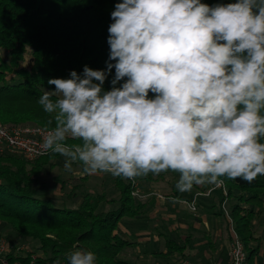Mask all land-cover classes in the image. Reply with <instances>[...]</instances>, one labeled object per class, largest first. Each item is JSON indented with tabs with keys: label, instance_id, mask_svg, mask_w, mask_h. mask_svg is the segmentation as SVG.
<instances>
[{
	"label": "clouds",
	"instance_id": "1",
	"mask_svg": "<svg viewBox=\"0 0 264 264\" xmlns=\"http://www.w3.org/2000/svg\"><path fill=\"white\" fill-rule=\"evenodd\" d=\"M111 19L106 69L50 78L39 97L42 153L132 182L178 172L181 194L264 176V0H121ZM63 259L97 264L86 248Z\"/></svg>",
	"mask_w": 264,
	"mask_h": 264
},
{
	"label": "trees",
	"instance_id": "2",
	"mask_svg": "<svg viewBox=\"0 0 264 264\" xmlns=\"http://www.w3.org/2000/svg\"><path fill=\"white\" fill-rule=\"evenodd\" d=\"M117 2L121 0H0L3 125L32 124L49 129V116L37 102L45 90H55L48 80L69 78L73 70L81 74L85 65L94 70L106 69L108 27L113 22L111 12ZM202 2L214 5L234 0ZM114 75L112 69L103 86L106 91L111 89ZM68 143L80 141L69 139ZM58 157L48 154L27 162L20 155H0V222L20 237L38 243L36 252L30 253L37 256L39 264L58 258L67 264L63 258L77 248L94 251L97 264H138L120 257L134 243L119 235L118 224L123 218L140 216L144 206L131 196L128 181L103 173L112 182L115 199L86 190L79 192L80 199L74 201L76 191L85 187L86 176L55 177L53 185L59 194L49 193L40 187L38 177L45 167L52 168ZM69 180L75 183L67 189ZM224 184L226 196L220 192L219 214L223 215L220 207L223 200L235 197L236 202L229 203L230 219L247 252V264H252L259 245L251 247L248 243L256 239L252 219L264 206V176L252 183L224 178ZM113 202L116 208H104L106 203ZM165 247L164 256L171 252V241ZM24 256L12 253L7 258L10 262L20 260L28 264L29 254Z\"/></svg>",
	"mask_w": 264,
	"mask_h": 264
},
{
	"label": "rangeland",
	"instance_id": "3",
	"mask_svg": "<svg viewBox=\"0 0 264 264\" xmlns=\"http://www.w3.org/2000/svg\"><path fill=\"white\" fill-rule=\"evenodd\" d=\"M21 125H32V124H21ZM7 127H12V125H6ZM60 156L57 159V164L55 163V165L52 168H48L45 167L43 170V173L40 174V176L38 177V181L39 183H41L42 185L40 186L41 188H44L43 190H47V192L52 193L53 191H56V188L54 189V185H53V178L57 177V178H61V179H65V178H69L70 176H73L76 178V175H72V171L68 172L64 169L63 165H64V158ZM77 167H75V165L73 164V170L76 169ZM179 173L178 172H173L171 170L167 171V172H162L160 175L158 176H153V175H148L150 178H146V177H142V178H137L136 181L138 183V187L141 191V197L137 198L138 200H142L143 196L149 192H159L161 193V195H167L168 193H171V188L175 189V185L179 179ZM104 176V177H103ZM91 181H88L87 186H85L86 184L84 183L85 187H82L81 189H79V191H76L75 196H74V201H78L80 199L79 197V192L81 193L82 191H89V192H96V193H103L108 199H115L116 197V193L115 190L113 189V185L112 182L109 179V176L106 177L105 175H102V177L100 176H90L89 177ZM87 179V178H86ZM68 187H66L67 189L70 188L71 184L75 183L73 180H69L68 181ZM57 188L59 186H56ZM145 188V190H143ZM57 194H59V191H56ZM218 193V192H215ZM186 194L185 195L186 197ZM239 194V192H235V195ZM218 195V194H217ZM246 195V193L244 194ZM226 196V195H225ZM202 199H200L201 202ZM225 210L227 211V213H229V203L230 205L232 203L236 202L235 197L231 198V199H225ZM116 203V202H115ZM114 202L113 203H106L104 205L105 209H114L116 208V204ZM182 203V202H181ZM167 209L168 211L171 212V200L167 202ZM174 205L179 209L180 214H182L184 216V218H188L189 220H194L195 218L193 217V215H195L194 212H191L188 207L182 206L181 204L174 203ZM197 205V212L198 213V203H196ZM214 208H215V204ZM204 205H201L200 203V207L199 209L202 210V212L205 213V215L207 214L206 211H208V209L205 208ZM212 209V208H211ZM256 210V208H254ZM149 210H146L145 215H143V224L141 223H136L137 220L139 219H131V218H123L117 227V231L119 233V235H121L123 238L127 239L128 241H133L135 244L132 246V248L125 250L124 253H122L120 255L121 259L125 260V261H129V262H136L138 264H166L167 261L171 262V252H169L167 255L165 256H159L156 257L155 259H150L148 257V260H145L147 262H143L142 260L144 259L143 256H145V254H143L141 252V249H146V251H150V250H155L156 252H162L165 249V243L167 240L170 239L171 235H169L167 232H164L163 229H159L162 226V222L160 220V216H155V219L157 221V225L154 224V220L149 219ZM158 215H163L161 213H159ZM209 216V215H207ZM218 219L221 221L220 223V227L222 228V232H223V236H224V240L226 239L227 236V225L224 221L223 218H219ZM215 221V220H214ZM171 224V220L169 222ZM138 224H140V226H138ZM159 225V228H158ZM167 225V224H166ZM165 227V226H164ZM252 231L254 234V237L256 238L253 241H249L248 245L249 246H253L254 244H258L259 248H258V253L253 257L252 259V264H257V262L260 259L261 256V252H262V239L264 237V206L262 207V211H258V213L256 214V216L252 219ZM135 229L136 231H148L150 233V237L151 240H155V243H153L154 241H151V243H153V248L150 249L149 246H141L142 242L147 241L146 238H142L140 241L138 240V238H135L134 236H128V233L131 231L133 232ZM155 229H159V231H161V234H158V232ZM206 230L202 227L201 232L204 233ZM259 234V235H258ZM262 238H261V237ZM0 237L2 239L5 240L6 244L9 246L10 250L8 251L9 254L15 253V254H20V252H18V250H20L21 248L23 250L28 249L29 251H35L37 250L38 247V243L36 241H32L30 239L27 238H23L20 237L19 235H17L14 231L10 230L7 225H5L3 222H0ZM140 249V251H139ZM198 253H195L196 258L198 259L199 256L202 257L200 248L199 250H197ZM167 252V251H166ZM38 253V252H37ZM193 255V253H191V256ZM199 255V256H198ZM202 259H206V258H202ZM153 260H155V262L153 263ZM198 262V261H196Z\"/></svg>",
	"mask_w": 264,
	"mask_h": 264
},
{
	"label": "crops",
	"instance_id": "4",
	"mask_svg": "<svg viewBox=\"0 0 264 264\" xmlns=\"http://www.w3.org/2000/svg\"><path fill=\"white\" fill-rule=\"evenodd\" d=\"M55 163L57 164V160L55 161ZM74 165L77 168L72 171V175L73 174L76 175V178L86 176L87 179L84 182L86 184L85 186L90 184L88 183V181H91L89 178L91 175L82 174L81 166L79 164H74ZM102 175L104 174L100 173L92 176L102 177ZM211 187L212 185L195 186L191 192H188L186 194V197L185 195H183L185 193L181 194L173 188H171V193H168L167 195H161V193L153 190V192H149L147 193V195L145 194L142 200H140L144 204L143 211L140 214V216L134 219H139L137 220L136 223L143 224L144 222L142 220L143 219L142 217L143 215H145L146 210H149L148 211L149 219L154 220L155 216H160L162 226L159 228L158 225V228L160 230L163 229L164 232H167L169 235H171L170 239L166 241V242L171 241V264L173 263L229 264V249L231 242V234L228 228L227 219L225 218L224 215L219 214V204H220L219 200H220V192H221L219 189L212 190L208 195H198L196 197V203H198V213H195V215H193V217L195 218L194 220H189L188 218H184V216L180 214L179 209L172 202H171V212L168 211L167 209V205H168L167 202L170 201L172 198L178 197L177 202L182 206H185L184 205L185 200L186 201L192 200L195 194L199 192H206ZM143 190H145V188ZM200 199H202L201 202ZM200 203L201 205H204L206 209L209 208L208 211H206L207 213L206 215L204 212H202V210L199 209ZM213 204H215V208ZM159 213L163 215H158ZM218 217L224 219L228 228L227 236L225 240H224L222 228L220 227L221 221L218 219ZM170 220H171V224L169 223ZM154 224L157 225L156 220H154ZM138 226H140V224H138ZM202 227L206 230L204 233L201 232ZM159 229H155V230L158 232V234H161V231H159ZM128 236H134L135 238H138L139 241L142 238H146L147 241L140 243L142 244L141 245L142 247L148 245L149 248L152 249L153 243H155L154 239L151 240L150 233L148 231L135 232L134 229L133 232L130 231L128 233ZM151 241L154 242L151 243ZM177 248H178L177 251H173ZM199 248L202 257L198 255L199 258L195 259L197 256V254L195 256V253H198L197 250H199ZM166 250H167L166 247L162 252H158V251L156 252L155 250L146 251L145 248L141 249V252L145 254V256H143L144 259L142 261L144 262L145 260H148V257L149 258L151 257L150 258L151 260L155 259L158 256L160 258V256H164ZM191 253H193L192 256ZM203 257L206 259L205 260L202 259ZM154 262L155 260H153V263Z\"/></svg>",
	"mask_w": 264,
	"mask_h": 264
},
{
	"label": "built area",
	"instance_id": "5",
	"mask_svg": "<svg viewBox=\"0 0 264 264\" xmlns=\"http://www.w3.org/2000/svg\"><path fill=\"white\" fill-rule=\"evenodd\" d=\"M48 129L41 128L36 125H19L13 127H7L0 122V155H20L27 162H33L43 156L42 153V142L43 137L47 134ZM130 186V194L132 197H141V191L137 181L132 182L127 180ZM219 189L223 196L226 195L225 184L219 186H212L206 192H199L195 194L192 200L184 201L185 205L191 212H197L196 197L198 195H208L212 190ZM226 200L221 203V210L223 215L229 223V229L231 234V242L229 249V264H247V252L241 241L239 235L234 231L232 226V221L230 219L229 213L225 210L224 204ZM262 252L260 256V261L257 264H264V238L262 239ZM9 246L6 244L5 240L0 237V264H24L20 260L10 262L7 256ZM20 252V257H25L24 255L29 254L28 264H39L37 262V256L31 254L28 249L23 250L22 248L18 250ZM44 264H54V262H44ZM65 264V263H63Z\"/></svg>",
	"mask_w": 264,
	"mask_h": 264
}]
</instances>
